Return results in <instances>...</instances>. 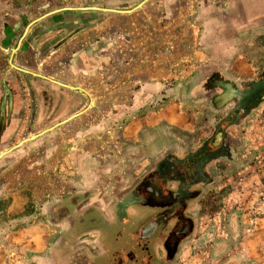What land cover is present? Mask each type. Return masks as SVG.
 Wrapping results in <instances>:
<instances>
[{"label": "crops", "instance_id": "obj_1", "mask_svg": "<svg viewBox=\"0 0 264 264\" xmlns=\"http://www.w3.org/2000/svg\"><path fill=\"white\" fill-rule=\"evenodd\" d=\"M82 1L88 0H0V156L4 158L2 164L9 166L4 185L9 187V193L5 194L1 187L0 199L12 198L18 205L16 210L8 212L0 209V216L23 211V195L20 199L15 193L18 183L27 184L24 189L29 186L40 189L36 196L40 193L39 196H44L53 192V183L60 180L64 183L63 190H71L77 212L87 209L76 205L77 196L84 193L96 199V208L86 210L90 213L89 234L109 229L110 225L100 221H112L113 207L127 214L119 218L121 222H130L128 216L133 209L130 197L142 200L150 196L155 203L154 213L169 211L175 206L171 217L165 218L167 227L186 223L183 217L194 216L205 191L226 178H222L224 170L221 172L225 166L219 163L233 166V171L226 170L225 176H234L246 167L244 164L254 161L241 159L245 155L241 151L243 146L228 133L259 110L251 103L256 93L264 90V10L257 12L256 0H250L248 11H241L244 4L234 0L233 8H229L230 13L238 11L234 17L229 14L236 22L233 45H226L224 36L219 34L218 43H210V35H203L197 46L190 23L194 18L189 14L191 8L178 5L176 0H145L140 3L141 7L136 6L130 12H107L100 19L95 10L103 8L82 7ZM219 19L217 14L208 26ZM246 30L252 32L250 37L243 34ZM211 44H215L213 50L209 48ZM200 52L238 56L233 73L220 67V60L225 57L217 56L215 66L210 62L202 64L201 75L208 77L206 81L211 74L216 79H225L224 82L227 80L230 92L234 91L231 98L240 104L246 102V108L239 115L234 114L237 119L232 125L217 130L222 153L216 156L222 157V162L215 165L216 156L207 158L203 176L192 178L191 182L175 173L172 180H180L181 184L173 187L158 176L156 180L161 185L152 197L135 188L141 185V178L133 187L129 181L134 179L137 166L156 172V165L164 154L174 151L178 155L184 150L177 142L164 143L162 131L167 128L174 131L171 127L177 124L178 117L176 105H166L164 109L162 102L167 99L169 104L177 102L176 65L186 62L190 70L194 54ZM222 112L219 115L224 117ZM238 128L241 126L237 125ZM189 139L187 154L196 147ZM13 149L16 150L5 156ZM254 149H257L253 152L256 157L264 145ZM41 159L42 165L47 166L44 172L38 168ZM3 176L0 173V179ZM260 180L264 182V177ZM230 190L231 187L225 194L228 197ZM25 196L33 200L28 192ZM253 196H258L257 191ZM166 197H170L169 202H158ZM183 200L186 205L181 203ZM144 206L147 207L146 203ZM97 214L104 218H97ZM85 219H81L79 226ZM156 222V230L150 236L161 227V219ZM233 225L236 229L239 226L235 220ZM5 228L8 227L0 226V236ZM24 233L19 232L27 239ZM28 241L23 242L26 248L31 243ZM251 242L252 239L244 237L240 243L245 252L250 250ZM121 256H125L123 262L129 260L128 252Z\"/></svg>", "mask_w": 264, "mask_h": 264}, {"label": "rangeland", "instance_id": "obj_2", "mask_svg": "<svg viewBox=\"0 0 264 264\" xmlns=\"http://www.w3.org/2000/svg\"><path fill=\"white\" fill-rule=\"evenodd\" d=\"M143 1L145 0H88L87 3L82 1L81 6L130 10ZM176 1L178 5H182L184 8H191L189 14L194 16V18L192 17L193 21L190 22L193 24L195 32L194 44L199 46L203 35H210V43L213 41L218 43L219 38L216 36L220 34V36H224L226 45H233L236 34L233 24L236 22L233 18L230 19V15L234 17L238 11L235 10V13H230L232 9L229 8H233L234 0ZM241 2L244 4L241 11H248L250 0H241ZM254 5L257 12L264 10V0H256ZM95 11H97V18L99 19L102 14L107 13L101 9ZM217 14H220L218 22L208 26ZM243 34L250 37L252 32L246 30L243 31ZM214 46L215 44H211L209 48L213 50ZM233 55L231 53L200 52L194 54L190 70L186 68V62L176 65L177 73L174 75L177 82L175 89L178 100L169 104L170 100L167 99L162 104L164 109L168 105H171L170 107L176 105L175 112L178 121L171 128H174V131L177 128V131L174 132L167 128V130L162 131V137L164 143L177 142L184 150L178 155L174 151L164 154L156 165V172L152 170L149 172L145 169L146 167L137 166L134 179L129 181L130 187L138 184V178H141L142 181L139 182L141 185L157 190L159 189L157 185H161L155 181L158 176L162 178L163 183L173 187L181 184L180 180L178 182L175 181V178L172 180L175 173H178L179 178L185 177L191 182L192 178L203 176V166L206 165L207 158L211 159L213 156L222 153L221 140H218V143L216 140L217 130L219 128L223 130L225 125L226 127L232 125L237 119L236 115H239L246 108V102L240 104L231 98L234 91L230 92L227 80L224 82L225 79H216L214 74H211L210 81H206L208 77L204 78L201 75V66L207 62L215 66L217 56H224L225 59L220 60V67H226L229 73H233V64L238 58L237 55ZM211 67H209L210 71L213 70ZM262 87H264V83ZM192 91L193 93H190ZM256 94L257 97L251 104L258 106L259 110L252 117L237 124L241 128L236 129V125L228 133L231 138L243 146L241 151L245 155H242L241 159H249V161L253 159L254 161L249 165L244 164L246 167L234 176L232 174L225 176L226 170L231 169L233 171V166L230 167L223 163L222 157H215V165L216 162L220 161L222 163L219 164L223 165L221 167L225 166L221 172L224 170L222 178H226H223L219 185L217 183L212 184L208 192L205 191V195L201 197L202 200L198 204L197 212L187 219L184 232L182 228L179 229L181 233L183 232V237H176L177 229H175L174 224L172 227H167L165 222V218H170L174 213L171 210H176L175 206L170 207L169 211L154 213L152 206L155 203L150 196H146L142 200L137 197L129 198V203H132L133 207L130 216H128L130 222H121L119 218L122 215L125 218L127 214L119 213L113 207L114 217L112 221L107 219L100 221L110 225L109 229L103 232L99 231L97 234H89L90 215L88 214L90 213H86V210L96 208L94 205L96 199L93 196H85L84 193L77 196L76 205L81 204L87 207L83 212H77L75 202L72 201L73 197H70L71 190L69 188L63 190L64 183L60 180H55L54 189L51 190L53 192L44 196H39L42 193L36 196L41 190L30 187V182H27L29 189H24L27 184L20 182L23 186L18 183L15 193L19 195L20 199L23 195V211L18 214L12 211L15 213H6L3 214L4 216H0V226L6 225L8 227L3 229L2 236H0V264H264V182L260 180L264 177V150H258L256 157H254L257 150L254 148L264 145V90H259ZM185 96L187 99H184ZM223 108H226L225 112L221 111ZM218 111L220 114L222 112L224 117L219 115ZM218 123L219 125H217ZM188 139L194 141L196 146L195 151L190 152V154L185 153L188 148ZM214 141L215 143L212 144ZM207 148H210L211 155L207 153ZM15 150L7 151L5 156L10 155ZM168 150L169 148H167ZM205 152L206 154L203 155ZM3 160L4 158L1 156L0 173L4 176L0 179V188L2 187L4 193L7 194L9 187L4 185L7 184L8 177H5V172L9 166L6 168L7 165L2 164ZM41 161L42 159L40 165L37 166L41 172H44L47 166H43ZM145 170L146 173L144 174ZM238 174L239 177H237ZM55 175L57 178L58 174L55 173ZM230 187L232 191L230 190L231 195L228 197L225 194ZM232 187L234 188L232 189ZM255 189L258 196H253V193L256 192ZM44 190L47 188L45 187ZM199 190L201 193V189ZM26 192L33 199L32 201L26 198ZM134 194L135 191H133ZM190 197L189 195L188 198ZM169 200L170 197H166L159 199L158 202L167 203ZM145 203L147 207H143ZM181 203L186 205V200ZM0 205V209L4 212L16 210L18 207L12 198L6 197L0 199ZM99 216L104 218V216L97 214V218ZM82 218H86L85 222L79 226ZM159 218L162 222L156 234L145 235L144 230L147 227H156V219ZM234 220L239 224L237 229L233 225ZM155 230L153 228L154 232ZM24 231V234H27L28 242H31L27 247L28 249L23 245V242L27 240L25 235L19 234V232ZM138 233L141 234L140 240L136 237ZM249 235L252 242L251 245H248L250 250L245 252L240 243L244 237H248L250 240ZM77 236L80 238H76ZM139 241L141 245H139ZM125 251L129 253V260L123 262L122 259L125 256L123 257L121 254Z\"/></svg>", "mask_w": 264, "mask_h": 264}, {"label": "trees", "instance_id": "obj_3", "mask_svg": "<svg viewBox=\"0 0 264 264\" xmlns=\"http://www.w3.org/2000/svg\"><path fill=\"white\" fill-rule=\"evenodd\" d=\"M222 149V148H221ZM214 154L216 153V151L215 152H213ZM206 154V152L203 154V155H205ZM203 163V162H202ZM204 169V168H203ZM204 172V171H203ZM155 181H157L159 184H160V181H158V180H156V178H155ZM158 186V185H157ZM158 188H159V186H158ZM137 190H139V191H141V192H143L142 190H144V191H146L149 195H151L152 197L155 195V193L157 192L156 190H155V188H150L149 186L148 187H146V186H143V185H141V186H137ZM158 190V189H157ZM155 197V196H154ZM74 200V199H73ZM63 214V213H62ZM188 218L187 217H183V221L184 220H187ZM186 222V221H185ZM186 223H180L178 226H176L175 227V229H177V231L175 232V236L176 237H183L184 235H183V232H184V229H185V225ZM183 229V232L181 233L180 231H179V229ZM187 229V228H186ZM179 231V232H178ZM187 233V232H186ZM141 234H137V239H141L140 236ZM146 240V239H145ZM147 242H148V240H147ZM139 243H140V241H139ZM139 245H141V243L139 244ZM145 247V246H144Z\"/></svg>", "mask_w": 264, "mask_h": 264}, {"label": "water", "instance_id": "obj_4", "mask_svg": "<svg viewBox=\"0 0 264 264\" xmlns=\"http://www.w3.org/2000/svg\"><path fill=\"white\" fill-rule=\"evenodd\" d=\"M142 6V4H140L139 6H137L136 8H138V7H141ZM102 10H104V11H106V12H130L131 10H128V11H121V10H116V9H107V8H103ZM32 25V24H31ZM30 25V26H31ZM29 26V27H30ZM29 29V28H28ZM28 29H27V31H26V33H25V36H26V34H27V32H28ZM58 126V125H57ZM35 137H37V136H35ZM34 137V138H35ZM1 157V156H0ZM153 228H155L154 226H151V227H147V229L146 230H144V234L145 235H151V232H153Z\"/></svg>", "mask_w": 264, "mask_h": 264}, {"label": "flooded vegetation", "instance_id": "obj_5", "mask_svg": "<svg viewBox=\"0 0 264 264\" xmlns=\"http://www.w3.org/2000/svg\"><path fill=\"white\" fill-rule=\"evenodd\" d=\"M217 138H218V140H219V136H218Z\"/></svg>", "mask_w": 264, "mask_h": 264}]
</instances>
